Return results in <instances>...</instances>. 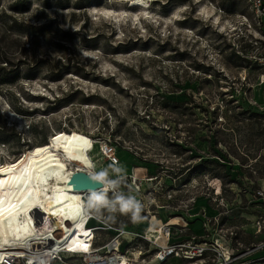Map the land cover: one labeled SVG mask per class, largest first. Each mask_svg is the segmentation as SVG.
I'll return each instance as SVG.
<instances>
[{"label": "rangeland", "instance_id": "obj_1", "mask_svg": "<svg viewBox=\"0 0 264 264\" xmlns=\"http://www.w3.org/2000/svg\"><path fill=\"white\" fill-rule=\"evenodd\" d=\"M199 1L148 0L149 17L131 20L136 9L125 0H0V179L6 162L66 131L111 150L118 161L105 158L98 172L116 179L109 166L119 167V191L157 206L150 222L146 213L136 222L116 213L115 224L89 213L91 228L110 226L95 231L92 255L105 253L115 230L127 233L119 252L145 230L164 244L148 232L177 217L170 203L187 206L185 234L195 241L205 229L233 231L232 243L244 247L264 239L249 234L242 215L248 187L264 179V88L256 84L260 60H252L264 47L250 42L261 36L245 23L244 0ZM219 186L237 207L205 228L199 211L216 216ZM138 243L148 250L141 239L128 247ZM142 250L128 262L142 261ZM50 264L84 257L59 253Z\"/></svg>", "mask_w": 264, "mask_h": 264}, {"label": "bare ground", "instance_id": "obj_2", "mask_svg": "<svg viewBox=\"0 0 264 264\" xmlns=\"http://www.w3.org/2000/svg\"><path fill=\"white\" fill-rule=\"evenodd\" d=\"M125 1L136 9L131 20L149 17L145 15L147 1ZM199 11L205 12L202 4ZM100 144L91 137L79 138L57 131L45 143L5 163L6 176L0 179V264H18V259L25 255H29L28 263L50 262L59 253L63 255L62 249L85 253L84 264H131L118 251L120 240L127 235L122 230H115L114 241L104 246L105 253L92 255L96 229L89 226L93 219L84 201L91 191H100L103 185L99 189L76 190L70 182L75 172L95 177L100 164L109 157ZM33 213L40 218L39 222H35ZM152 232L148 233L166 240L159 227ZM138 255H134L135 260ZM136 264L158 263L150 260Z\"/></svg>", "mask_w": 264, "mask_h": 264}, {"label": "built area", "instance_id": "obj_3", "mask_svg": "<svg viewBox=\"0 0 264 264\" xmlns=\"http://www.w3.org/2000/svg\"><path fill=\"white\" fill-rule=\"evenodd\" d=\"M148 1V0H145ZM244 3L250 13L249 21H245L249 29H252L255 32L260 34L261 38H253L250 42H252L255 46L259 44V46L264 47V0H244ZM243 18H246L243 16ZM236 30V29H235ZM234 30V31H235ZM260 60L259 66V74L257 75L256 84H260V86H264V53H257L252 56V60ZM262 110H264V106H262ZM107 149V147H104ZM104 154H107L108 161L111 164H115L117 160L116 157H112L111 150L103 151ZM88 174V173H87ZM90 175V174H88ZM126 179V178H124ZM151 179L147 182H152L154 178H147ZM175 184H170V186H174ZM130 187V182H129ZM215 210H217V214L213 218H209L206 216V208L203 207L199 211V219L200 222L203 223L205 228L209 225L212 220H215V223H218L221 216L228 215L230 211L229 201H225L221 196V188L220 186L215 187ZM141 191V190H140ZM111 193V192H110ZM254 198H259L264 202V188L258 189L254 191L253 194ZM140 200V199H138ZM143 209L140 215L146 213L148 215V222H150L151 215L156 217L157 212L154 209L157 208L156 204L148 203L145 205L142 200H140ZM86 204V200L84 201ZM231 204V203H230ZM169 208L167 207V213L169 216H173L172 214H176V216L181 217L182 219H186L185 212H187V206H172L171 203L169 204ZM177 209V210H176ZM33 217L35 222H39L40 218L35 217L33 213ZM160 219V218H158ZM255 227L257 232H261L264 230V218H259L255 221ZM106 226V225H105ZM96 231L99 230H106L107 232L110 229V226L105 227H95ZM187 227L185 226H175L169 225L168 222H163L159 226V231L165 237L166 241L164 244H158L157 242L150 240V238L146 237L147 231H143V233H133L132 241L124 247V251L119 253H123L127 257L133 255V250L135 248H139L142 250L141 245L138 243L134 246L128 247L131 243H133L137 239H141L142 241L148 244V250H142V261L146 260H155L158 264H165L169 260H177L181 264H259L261 259H253L252 254L255 251L264 249V242H260L255 246L251 247H244L243 244L236 242L235 244L232 243V238L236 236L235 232L229 231L228 235L222 233V231H218V229H214L208 231L205 229L206 235L205 238H202L200 241H195L196 236H188L186 233ZM213 231V232H212ZM57 236V235H56ZM111 236V235H110ZM148 239V240H146ZM114 241V238H111L105 243V246ZM126 240H123L122 243L124 244ZM63 254L69 255H79L83 256L85 253H80L76 251H69L67 249H62ZM87 252L86 254H88ZM148 255L147 257H145ZM29 255H25L20 257L19 263L20 264H37L36 261L32 263H28V259H26ZM56 258L54 260H58ZM60 260V259H59ZM18 263V264H19ZM5 264V263H3Z\"/></svg>", "mask_w": 264, "mask_h": 264}, {"label": "clouds", "instance_id": "obj_4", "mask_svg": "<svg viewBox=\"0 0 264 264\" xmlns=\"http://www.w3.org/2000/svg\"><path fill=\"white\" fill-rule=\"evenodd\" d=\"M109 167L118 174L117 178H109L108 169L96 173V182H100L103 187L100 191H91L87 195L85 209L96 216L97 219L109 224L116 223V213L130 214L132 221L136 222L141 219L140 213L143 205L134 195L119 191V187L124 180V177L119 175L122 169L115 165ZM110 192L112 193L111 196L109 195ZM42 264H50V262L44 260Z\"/></svg>", "mask_w": 264, "mask_h": 264}, {"label": "crops", "instance_id": "obj_5", "mask_svg": "<svg viewBox=\"0 0 264 264\" xmlns=\"http://www.w3.org/2000/svg\"><path fill=\"white\" fill-rule=\"evenodd\" d=\"M262 88H264V86H262ZM261 156L264 157V153H260L259 157H261ZM261 182H262V184L257 183L256 186L253 188H252V185H250L248 187L249 193H247L248 198H246V201H247V203H249V205H247L246 210H248L249 212L248 213L247 212L242 213V215L245 217L246 221L250 223V224H248V226L250 227L249 229H254V232H249V234L251 233L250 235H252V236H259V235L262 236V233H264V230H262L260 233L257 232L256 227L254 225L256 220H258L259 218H264V202H262V200L259 198L253 197L255 190L264 188V179H262ZM230 203H229L230 210H232L233 209L232 207L235 206L236 200H233ZM235 207H237V206H235ZM164 221L168 222V224H170V225L185 226V227L188 226L187 221L185 222V220L179 216H177L175 218L174 217H170V218L164 217L163 222ZM198 235H201V234H198ZM262 238H264V237H262ZM262 240H264V239H261L260 241L264 242ZM163 241H166V240H163ZM255 245L251 244L249 247L252 248V246H255ZM251 258L261 259L259 264H264V249L255 251L252 254ZM174 261L177 262V260H174Z\"/></svg>", "mask_w": 264, "mask_h": 264}, {"label": "water", "instance_id": "obj_6", "mask_svg": "<svg viewBox=\"0 0 264 264\" xmlns=\"http://www.w3.org/2000/svg\"><path fill=\"white\" fill-rule=\"evenodd\" d=\"M70 182L75 186L76 190H89L101 188V183L96 182L94 176L88 175L84 172H75L71 176Z\"/></svg>", "mask_w": 264, "mask_h": 264}]
</instances>
